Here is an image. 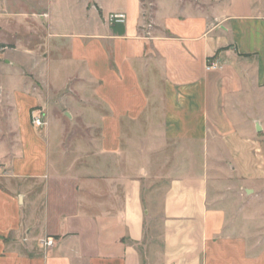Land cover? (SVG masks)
<instances>
[{
  "label": "crops",
  "instance_id": "0c3cea01",
  "mask_svg": "<svg viewBox=\"0 0 264 264\" xmlns=\"http://www.w3.org/2000/svg\"><path fill=\"white\" fill-rule=\"evenodd\" d=\"M92 1L0 12V264H264V0ZM73 82L95 143L31 124Z\"/></svg>",
  "mask_w": 264,
  "mask_h": 264
},
{
  "label": "rangeland",
  "instance_id": "374dc122",
  "mask_svg": "<svg viewBox=\"0 0 264 264\" xmlns=\"http://www.w3.org/2000/svg\"><path fill=\"white\" fill-rule=\"evenodd\" d=\"M26 1V3L23 4H18L17 1L15 3H13V5L10 4H6V5H0V12L4 11V9L10 11V12H14V13H18L21 11H26L29 12L31 14L36 13V14H40L39 12V6H37L36 0H24ZM44 3H49L51 10L53 12V14L56 16V18L62 20V17L60 16L62 14V12L64 11V9H69L71 12V16L74 18L75 21H81L83 13H84V2L88 1V6L91 8L93 5V1L92 0H42ZM102 2L104 3H110L112 2V0H102ZM154 2V0H143V8H144V15L145 17H147L146 15L148 14V11L150 10V3ZM43 9V8H42ZM38 10V11H37ZM42 13V12H41ZM79 19V20H78ZM145 22H148L147 18H145ZM92 24V23H91ZM30 26H33V22L30 21ZM16 48L15 46V42L8 43L6 45H4L3 47H0V67L2 68V66H4V59H7V61L13 62L12 58H15L18 54L16 53L17 51L14 50ZM31 48H35V45L32 44ZM3 52H7V53H11L13 54L12 58L10 55H5L3 54ZM2 70H0V75ZM70 87L72 88H76L77 87V82H73V85H70L69 87H67L65 89V93H63V95H60L56 93V91H52L51 93H45V104L44 106H39L37 108L41 109L43 116H44V121L47 122V116L49 113V108L47 107V105H49L50 109H53L51 111H53L54 113H57V115L62 118L65 119V122L67 125H71V122L69 120H67V117L63 115V112H68L70 114H74L75 117L72 118V116L70 117V120L73 119L75 120V125L78 127H87V126H93V129H86V130H82L81 128H79L80 130L78 132H71L70 134V141L72 142H77V141H84V139L88 140L90 143H95L98 140L99 134H98V129L96 128L97 126V119L92 117L91 113L93 110H95V112L98 110V105L97 102H94L92 100H86L85 102L82 101L80 99V97H75L72 100L71 99V94H73L72 92H70ZM78 88V87H77ZM82 86L79 88V90H76L77 92H74L75 95H77L78 93L85 95H90V93H93V87H85L86 91L83 92L81 90ZM84 88V87H83ZM6 87L2 86L0 84V121L3 123V121L5 120V118H7L9 116V113H7L6 111L3 112L2 108H1V103H3L2 101L3 99V94L5 92ZM65 98L64 100L62 98ZM62 99V100H61ZM68 107L70 108V110L68 109ZM6 110V108H5ZM85 111V112H84ZM90 114V115H89ZM73 115V116H74ZM89 115V116H88ZM3 116V117H2ZM251 126L252 127H256L257 123L260 127V132L262 133V135H264V130L262 131V128L260 126V123L257 120L256 117L251 119ZM263 124H264V117H263ZM44 128V127H43ZM41 129V128H40ZM257 130V129H256ZM258 131V132H259ZM256 133V131H255ZM1 136V134H0ZM4 136V135H2ZM264 140V137H263ZM50 247V246H48Z\"/></svg>",
  "mask_w": 264,
  "mask_h": 264
},
{
  "label": "built area",
  "instance_id": "2783aa9c",
  "mask_svg": "<svg viewBox=\"0 0 264 264\" xmlns=\"http://www.w3.org/2000/svg\"><path fill=\"white\" fill-rule=\"evenodd\" d=\"M125 18V15L124 13H115L113 16H112V20H115V21H123ZM219 68V64L217 61L215 60H207V63H206V69L207 70H215V69H218ZM44 116H43V113L41 111V109L35 107V108H32L31 111H30V119H31V124L40 129V128H43L47 125V122L44 121ZM43 244L45 247H48V246H51L52 245V241L50 239H45L43 240Z\"/></svg>",
  "mask_w": 264,
  "mask_h": 264
},
{
  "label": "water",
  "instance_id": "95a60500",
  "mask_svg": "<svg viewBox=\"0 0 264 264\" xmlns=\"http://www.w3.org/2000/svg\"><path fill=\"white\" fill-rule=\"evenodd\" d=\"M256 129H257V131L260 130V127H259L258 123H257V125H256Z\"/></svg>",
  "mask_w": 264,
  "mask_h": 264
}]
</instances>
